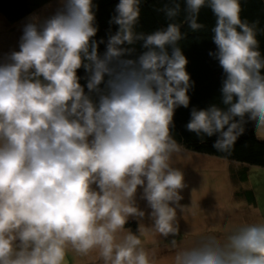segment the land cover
Masks as SVG:
<instances>
[{
	"label": "clouds",
	"instance_id": "clouds-1",
	"mask_svg": "<svg viewBox=\"0 0 264 264\" xmlns=\"http://www.w3.org/2000/svg\"><path fill=\"white\" fill-rule=\"evenodd\" d=\"M142 0H119L101 54L93 0H60L43 20L23 26L19 50L0 58V264H66L69 252L102 264H154L146 231L177 247V209L184 212V173L174 167L183 146L171 134L174 113L188 108L194 82L170 22L136 31ZM167 18L180 14L170 0ZM192 31L200 10L216 17L210 52L225 78L222 103L191 109L186 125L231 153L245 124L264 130V57L258 22L242 19L241 0H184ZM137 42L144 49L133 58ZM83 68L86 88L77 74ZM95 97V98H94ZM203 134V135H202ZM151 209L153 222L143 224ZM139 222L138 234L125 225ZM174 264H264V223H244L223 239L208 235L176 252Z\"/></svg>",
	"mask_w": 264,
	"mask_h": 264
},
{
	"label": "trees",
	"instance_id": "trees-1",
	"mask_svg": "<svg viewBox=\"0 0 264 264\" xmlns=\"http://www.w3.org/2000/svg\"><path fill=\"white\" fill-rule=\"evenodd\" d=\"M52 0H0V14L9 24L16 23L29 16L39 8L45 6ZM119 0H93L96 14L95 24L98 31L94 39L99 41L104 39L105 43L99 45V51L102 54L105 50L106 42L110 34L117 31L118 26L110 23L111 18L116 15L115 8ZM180 14L170 21L163 9L171 7L170 0H142L140 4V18L136 25V31L150 34L159 29H165L170 22L180 25V30L184 34L178 42L183 54L187 58L186 71L190 74L193 87L189 89L190 104L188 108L178 107L174 113V127L171 129L173 138L180 143L184 149L197 153H203L219 158L234 161L243 166L240 179L245 180L248 167L254 166L264 169V139L256 135L252 122L245 124V132L241 135L234 146V150L229 153L218 152L213 143L216 135L212 137L203 136V140L194 132L186 129L187 123L191 119V109H206L215 104L221 108H226L222 103L221 87L225 78L223 69L220 67L218 60L209 55L210 52H216L217 48L213 42L212 32L216 23V17L212 10L205 6L200 10L198 23L204 25L203 28L192 31L185 21L187 15L185 11L184 0H180ZM242 19L249 23L258 22L257 39L259 41V51L264 57V0H241ZM142 42H137L134 47L136 51L133 58L138 56L144 49L141 47ZM81 78L80 83L86 88V73L83 68L77 71ZM264 75V69H261ZM95 98V97H94ZM203 135V134H202ZM244 173V174H243ZM251 196V194H250ZM129 223V224H128ZM132 227V231H137V223L129 221L126 225ZM125 225V226H126Z\"/></svg>",
	"mask_w": 264,
	"mask_h": 264
},
{
	"label": "rangeland",
	"instance_id": "rangeland-1",
	"mask_svg": "<svg viewBox=\"0 0 264 264\" xmlns=\"http://www.w3.org/2000/svg\"><path fill=\"white\" fill-rule=\"evenodd\" d=\"M60 7V0H55L34 13L31 19L26 20V23L31 20H43L53 15ZM19 25L18 30L22 32L25 24L21 23ZM15 28L17 29V27ZM12 45L11 41L7 40L6 36L2 34L0 37V58H3L8 50L10 52L16 50ZM255 132L259 138L264 139V130L259 132L255 130ZM208 160H210V162ZM228 162V159L197 153L184 148L181 153L174 156L173 166L179 168L184 173L185 182L187 184V187L182 190L181 194L183 199L180 201V203L185 206V210L181 212L177 209V215L190 214L193 216L180 218L177 216L179 234L175 237L177 241L176 248H172L170 245V241L173 239L172 236L167 238L159 237L151 231H146L145 235L141 236L145 247L155 252L154 264H174V257L177 251L196 245V243L205 236L215 235L223 239L231 232L226 223L223 222L224 219H222V216H216L217 213L223 212V208L219 210H210L211 206H213L212 204L216 206V203L224 202L226 199L230 198L233 173L230 169V163ZM258 170L264 169H256L252 166L249 180L253 182V186L256 188L259 213L264 214V171L260 173ZM223 171L225 173L228 172L227 176H224ZM141 194L142 189H138L136 203L146 212L142 222L147 229L153 223L148 217V213H150L151 209L147 206L146 200L140 198ZM242 195L249 197L247 192L242 193ZM234 207L235 206L229 204L225 210L230 212L229 209ZM249 212H251V208L246 209V211H243V208H237L236 211L232 210L231 213L234 215L233 218L238 222L236 225L237 227L245 222L254 223L250 221L254 218L250 217ZM242 213H244V215L240 217ZM208 214H213L214 216L211 218V223L209 224L211 228L205 229L207 226L206 223H208L206 220L208 218L203 215ZM129 221H135L137 223V231H132V227L128 225L129 223L125 227L130 229L133 233L138 234L139 222L134 218H130ZM234 228L235 227L232 229ZM66 264H102V262L97 259L95 253L87 257H78L74 253L69 252Z\"/></svg>",
	"mask_w": 264,
	"mask_h": 264
},
{
	"label": "crops",
	"instance_id": "crops-1",
	"mask_svg": "<svg viewBox=\"0 0 264 264\" xmlns=\"http://www.w3.org/2000/svg\"><path fill=\"white\" fill-rule=\"evenodd\" d=\"M55 0H52L51 2H49L48 4H46L45 6L39 8L38 10H36L35 12H33L32 14H30L29 16L25 17L24 19L13 23V24H9L6 19L0 14V37L2 34H4L7 38V40L11 41V44H13L12 46L15 47L16 50H19V41H20V37L22 35V32H19L18 27L20 26L19 24L23 23L26 24V20H29L32 18V15L34 13H36L37 11H39L40 9L46 7L47 5H49L50 3H52ZM17 27V29L15 28ZM10 51L8 50L6 53H9ZM210 162V160H208ZM230 163V169L232 170V178L233 180L231 181L232 187H231V192H230V198L226 199L224 202H218L216 203L217 205L214 206V204H212L213 206H211V211L215 210V209H221L223 208V212L221 213H217L216 216L221 215L222 219H224L223 222L226 223V225L228 226L230 231H233L237 228V221L234 220L233 218V213L232 210H237V208L242 209L243 211H246V209L251 208V212H249L250 217L254 218L250 221H253L254 223H264V214L259 213V202L257 201L256 198V188L255 186H253V182L251 180H249V174H250V170L252 169V166L248 167V172H247V176L245 180L240 179V175L242 174V168L243 166L228 160ZM219 166V165H218ZM256 169H260L258 167H255ZM245 170V169H244ZM243 170V171H244ZM260 171V173H262L264 170H258ZM264 173V172H263ZM224 176H227L228 172L225 173L223 171ZM244 174V173H243ZM235 176V177H234ZM239 180V181H237ZM247 192L249 194V197L243 196L242 193ZM239 194V195H238ZM241 194V195H240ZM251 194V196H250ZM231 205V206H235L234 208H230L229 211L227 212L225 209L227 208V205ZM244 215V213H242L240 215V217ZM179 218L180 217H192L193 215L190 214H186V215H177ZM204 217H207L208 219L206 220L208 223H206V227L205 229H209L211 228V226L209 225L211 223V218L214 216L213 214H208V215H203ZM249 221V222H250ZM248 223V222H245ZM205 226V225H203ZM233 227H235L234 229H232ZM197 244V243H196Z\"/></svg>",
	"mask_w": 264,
	"mask_h": 264
}]
</instances>
